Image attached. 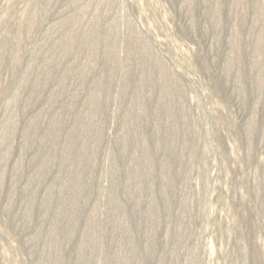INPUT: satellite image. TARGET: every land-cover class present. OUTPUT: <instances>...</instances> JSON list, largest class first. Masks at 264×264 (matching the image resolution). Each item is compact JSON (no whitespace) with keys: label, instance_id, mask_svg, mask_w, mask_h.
Masks as SVG:
<instances>
[{"label":"rangeland","instance_id":"374dc122","mask_svg":"<svg viewBox=\"0 0 264 264\" xmlns=\"http://www.w3.org/2000/svg\"><path fill=\"white\" fill-rule=\"evenodd\" d=\"M0 264H264V0H0Z\"/></svg>","mask_w":264,"mask_h":264}]
</instances>
